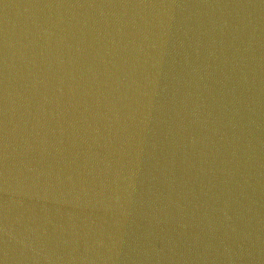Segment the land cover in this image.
Returning <instances> with one entry per match:
<instances>
[{
	"label": "water",
	"instance_id": "95a60500",
	"mask_svg": "<svg viewBox=\"0 0 264 264\" xmlns=\"http://www.w3.org/2000/svg\"><path fill=\"white\" fill-rule=\"evenodd\" d=\"M0 264H264V0H0Z\"/></svg>",
	"mask_w": 264,
	"mask_h": 264
}]
</instances>
